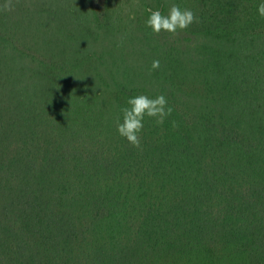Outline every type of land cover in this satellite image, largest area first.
<instances>
[{"label": "trees", "instance_id": "obj_1", "mask_svg": "<svg viewBox=\"0 0 264 264\" xmlns=\"http://www.w3.org/2000/svg\"><path fill=\"white\" fill-rule=\"evenodd\" d=\"M257 3L0 0V264H264ZM172 4L197 19L152 33ZM140 93L173 112L136 148Z\"/></svg>", "mask_w": 264, "mask_h": 264}, {"label": "clouds", "instance_id": "obj_2", "mask_svg": "<svg viewBox=\"0 0 264 264\" xmlns=\"http://www.w3.org/2000/svg\"><path fill=\"white\" fill-rule=\"evenodd\" d=\"M256 11L260 17H264V0H258ZM130 19H134V15H130ZM196 19L191 9L172 4L166 13L161 12L159 8L149 9L144 23L152 33L175 34L187 29ZM160 66L159 59H154L151 63L152 70H157ZM120 112L121 118L116 127L118 134L133 147L139 148L145 118H153L157 125L163 124L172 114L173 108L163 93L156 96L140 93L129 96Z\"/></svg>", "mask_w": 264, "mask_h": 264}]
</instances>
